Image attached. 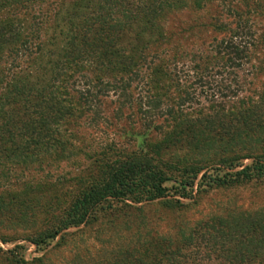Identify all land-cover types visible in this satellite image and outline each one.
I'll return each mask as SVG.
<instances>
[{"label":"trees","instance_id":"16d2710c","mask_svg":"<svg viewBox=\"0 0 264 264\" xmlns=\"http://www.w3.org/2000/svg\"><path fill=\"white\" fill-rule=\"evenodd\" d=\"M61 2L0 0L2 177L10 179L13 166L41 165L53 155L62 161L73 149L65 127L86 116L96 122L113 96L121 114L137 109L150 134L138 152L104 148L94 171L72 180L74 190L63 203L51 194L39 207L45 191L56 190L46 183L0 194V226L43 210L45 220L29 240L45 250L67 245L78 233L71 230L104 219H126L136 228L110 256L73 264H264V208L182 222L174 233L142 232L149 227L146 207L178 214L189 206L185 200L195 201L205 171L200 194L264 185V89L257 99L243 96L247 81L234 72L264 62L251 23L260 0H74L67 12ZM214 3L221 11L214 26L229 36L192 62L197 71L205 63L206 72L219 68L227 78L206 105L182 84L178 67L170 70L184 56L167 57L169 38L159 23L173 11ZM20 10L32 18L27 33ZM49 26L54 34L47 37ZM151 130L159 139H151ZM0 241L8 242L2 235ZM23 250L0 249V264H28Z\"/></svg>","mask_w":264,"mask_h":264},{"label":"rangeland","instance_id":"374dc122","mask_svg":"<svg viewBox=\"0 0 264 264\" xmlns=\"http://www.w3.org/2000/svg\"><path fill=\"white\" fill-rule=\"evenodd\" d=\"M72 1L74 0H65L64 4L61 2L64 5L63 8H66L65 12L70 8ZM19 13L18 17L23 20L27 33L32 25V18L24 11L20 10ZM220 14L221 11L216 3L204 8L190 5L187 9L167 14L159 23L169 38L167 46H164V51L169 53L167 57L173 58L176 53L184 56L182 60H178L177 64L170 65V70L175 67L179 68L180 75L185 80L182 84L191 91L195 90L200 104H206L212 93L217 91V86L224 84V79L227 78V73H222L223 70L219 68L206 72L205 63H199L202 68L197 71L194 69L196 65L192 62L194 55L209 54L213 44L229 36L227 32L219 31L214 26L213 19ZM251 23L257 40L262 43L258 52L259 61H264V0H260L257 13L252 17ZM47 31V37L54 34L53 27ZM256 66L258 65L253 62V65L245 66L243 70L234 69L238 81L241 83L244 79L247 81L243 96L253 99H257L264 89V62L259 69H256ZM30 69L32 71V67ZM200 75L204 77L203 83L198 82ZM106 103L96 122H92L91 116H86V118L72 121L65 127L68 134H71L69 136L73 144V149L66 155L65 160L59 161L56 155H53L45 158V162L43 161L41 165L13 166L10 173L11 178L8 180L3 178L0 172V194L4 193L6 196L11 192L22 193L28 189L29 184L46 183L49 187L55 186L56 190L45 191L44 196H41L39 207L49 202L51 194L57 195L63 203L68 199L67 195L74 190L72 180L79 174L88 175L94 171L93 161L98 158V154H101L104 148L114 145L117 149L128 152L141 151L150 131L144 127L141 116L137 114V109H126L121 114L114 96ZM194 107L199 109L197 106ZM151 133V139L154 141L159 139L155 131L151 130ZM182 154L184 155V152L180 153ZM252 161L247 160L245 165ZM205 172L200 175L199 180ZM199 180L195 185V201L185 200L184 202L189 206L178 214L166 213L157 205L146 207L143 215L149 227L142 229V232L147 233L154 230L158 234L171 231L174 233L176 230H173V227L182 222L194 224L214 215H226L231 211L252 212L264 208L263 184L243 185L229 189L220 188L200 194ZM38 211L36 218L30 217L26 222L16 224L6 222L0 226V235L8 241L7 243L0 241V249L11 251L19 245L24 247V250L19 253L24 255L28 264H38L35 261L42 258L44 259L41 264H73L75 261L78 262V259L90 263L100 261L110 256L119 244L130 242L136 230L126 219L115 223L104 219L80 231L71 230V233H78L61 248H56V243H53L46 250L38 249L29 240L40 229L46 217L43 210Z\"/></svg>","mask_w":264,"mask_h":264}]
</instances>
